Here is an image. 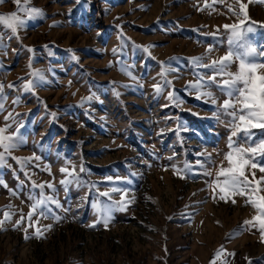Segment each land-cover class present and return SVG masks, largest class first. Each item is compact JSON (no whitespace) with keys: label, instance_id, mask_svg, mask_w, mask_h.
<instances>
[{"label":"rangeland","instance_id":"1","mask_svg":"<svg viewBox=\"0 0 264 264\" xmlns=\"http://www.w3.org/2000/svg\"><path fill=\"white\" fill-rule=\"evenodd\" d=\"M240 2L247 6L249 22H255L245 39L264 53V0ZM229 5L238 12L237 0H29L42 17L28 20L15 35L0 26V126L11 125L9 132L20 127L24 139L12 153L21 162L8 157L0 168V219L5 211L14 213L0 230V264H264L258 222L244 224L256 210L244 197H234L235 204L221 201L218 189L214 198L212 181L230 135V118L218 106L228 97L215 86H202L201 92L213 93V105L186 87L198 77L203 85L213 75L192 58L203 57L208 64L229 51L224 29L217 26L243 18L229 12ZM13 11L14 0L0 2V14ZM211 32L216 36L207 35ZM148 45H154L151 56L142 50ZM249 59L264 63V55ZM237 65L233 58L228 71L235 72ZM162 67L175 70L162 77ZM33 70H41L47 82L25 92ZM156 84L164 87L159 96ZM173 90L176 99L169 101ZM17 98L20 102L13 103ZM252 131L253 142L264 139V129ZM201 152L210 153L215 163L201 157L204 167L194 169L197 175L177 173L185 163L195 165ZM81 163L84 173H79ZM73 166L88 183L70 185L66 193L59 169ZM108 176L112 182L105 180ZM33 181L55 185L56 192L44 191L59 200L62 207H50L62 219L34 214L25 239L33 202L28 196L40 192ZM112 187L127 188L126 199H135L126 210H113L105 227L92 204L111 203L99 193ZM119 199V193L112 194V200ZM21 212L25 220L13 230ZM37 227L40 238L34 234Z\"/></svg>","mask_w":264,"mask_h":264},{"label":"snow or ice","instance_id":"2","mask_svg":"<svg viewBox=\"0 0 264 264\" xmlns=\"http://www.w3.org/2000/svg\"><path fill=\"white\" fill-rule=\"evenodd\" d=\"M2 2V0H0ZM223 2V0H220ZM17 5V11L11 13L0 14V26L4 29H8L12 34H17L19 29L26 27L28 20L36 19L44 15L43 11L37 7H30L29 0H14ZM239 4V10L234 11L231 5L228 6V11L232 12L233 15L241 16L242 19L234 23H225L222 26H217L219 30L220 27L224 29L225 35L227 36V42L229 45V51L224 55L220 56L216 60H212L211 63H202L203 57H194L192 62L198 67L208 69L212 71L213 75L208 76L207 80L204 81L203 85L201 80L203 77H198L195 84L186 85L188 88H195L197 90L198 98L208 97L213 105H217V100L214 98L211 91L201 92V87L211 88L213 86L219 88L228 98L224 99L222 104L218 106V110L222 111L223 114L230 118L228 127L230 129V135L228 137V151L223 153V161L218 167L215 173L216 179L212 181L214 198L215 190H219V199L224 202H228L231 199L233 204L236 203L234 197H244V203L246 205L250 204L255 210L256 215H254L251 220H245L244 224L251 225L252 227L259 225L261 237L264 238V139L260 140L258 143L252 141L254 135L253 129H264V63H256L250 60V57L255 55H264V53H258L256 48L252 47L245 39V33L253 31L252 23L249 22L248 12L246 11V5L237 0ZM207 6V5H206ZM19 13H26V16L22 17ZM247 25V26H246ZM207 35L216 36V32L207 33ZM121 38L123 34L121 33ZM239 48L241 51H236L234 47ZM44 47H47L45 45ZM154 45H148L143 47V51L151 56L150 48ZM29 52L33 49L29 48ZM117 49H113L115 53ZM207 51L210 53L213 51V47L210 45ZM155 59L154 57H152ZM233 58L238 62L237 70L235 72L228 71L232 66ZM73 59H78L73 56ZM165 62H161L163 65ZM175 69L165 70L163 67L161 69L160 75L162 77L166 76L167 71H174ZM131 76V73H127ZM33 79L26 80L23 84V89L25 92L33 91L36 87L46 83L44 74L41 70H33L30 74ZM217 76L222 77L219 82H217ZM227 77V78H223ZM172 82L165 80V85H170ZM13 85H9L12 87ZM157 96L163 93L164 87L160 84L153 86ZM3 92V85H0V94ZM118 94V93H117ZM88 100L92 97L86 98ZM169 101H174L176 99L174 90L169 91L167 95ZM19 98L13 101V103H19ZM168 105H163L162 107H167ZM3 110V104H0V111ZM55 118V113L52 114ZM12 114L9 113L5 116V120H9ZM11 125L5 124L0 126V168L4 167L6 159L11 157L12 159L21 162L22 158L15 157L12 155L13 151L24 144V139L20 134V127H17L15 131L9 132ZM163 129L158 135L163 134ZM235 138V139H234ZM241 139L247 140L249 143L247 146L240 145L239 141ZM197 160L195 165H188L185 163L183 169H176L177 173L186 172L191 176H195L198 173L194 171L197 167H204L201 161V157L206 163H215L213 157L210 153H196ZM257 157L261 159L258 160ZM35 159H40L39 157H34ZM173 157H169L172 159ZM24 160L31 158H23ZM224 161L227 162V166H224ZM23 168V163H21ZM175 168V166H173ZM45 170H48L47 168ZM257 170L261 175L257 177ZM59 171L64 174V178L59 181L60 185L64 187L65 192L69 190L70 185H75L77 188L83 187L87 181L81 179L79 173H84L87 170L81 163L79 168V173L76 172L75 166L72 170L67 167H61ZM250 172L251 178H249ZM204 175H211L210 172L203 173ZM184 178V176H181ZM117 181L124 180L128 181L127 177L121 178L116 177ZM106 181L112 182L113 177H105ZM2 183V181H0ZM96 182L91 184V187H95ZM33 188H39V197L35 193H30L28 199L33 201L27 213L28 226L23 229L25 233V239L29 238L28 228L32 227L35 223L33 221V216L39 213L40 217L49 218L51 215L56 221L62 219V217L55 215L53 209L50 205H55L56 208L62 207L59 200L53 195L45 194V187L51 189L52 192H56L57 189L52 183H40L37 184L35 181L32 182ZM13 195H18L16 190H10ZM119 193V200H112V194ZM128 193L127 188L112 187L107 191L99 193L100 197H107L111 203H101L99 200L92 204V207L97 210V214L102 218L104 226H108V221L111 220V212L113 210L124 211L127 209L129 203L134 201L133 196L131 200L126 199ZM87 197H85L86 199ZM11 208L12 205H8ZM14 215L13 212L5 211L3 213V219H0V230L5 229V223L12 219ZM25 220L24 214L21 212L20 218L12 224L13 230L20 228L23 221ZM90 225V227H95L96 223ZM52 227L51 224L44 226V231H47ZM35 236L40 238L43 235L42 230L37 227L35 230ZM222 249L218 250L216 255L219 256ZM215 264V261L212 262ZM223 264V262H222Z\"/></svg>","mask_w":264,"mask_h":264}]
</instances>
